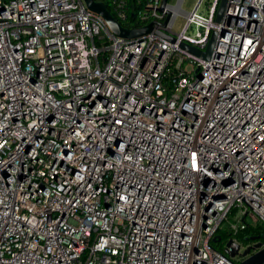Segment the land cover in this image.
Segmentation results:
<instances>
[{"label":"built area","instance_id":"1","mask_svg":"<svg viewBox=\"0 0 264 264\" xmlns=\"http://www.w3.org/2000/svg\"><path fill=\"white\" fill-rule=\"evenodd\" d=\"M97 1L151 30L0 0V264H240L264 225V0H231L225 29L221 0ZM213 32L208 59L182 46ZM224 157L233 182L203 188Z\"/></svg>","mask_w":264,"mask_h":264},{"label":"water","instance_id":"2","mask_svg":"<svg viewBox=\"0 0 264 264\" xmlns=\"http://www.w3.org/2000/svg\"><path fill=\"white\" fill-rule=\"evenodd\" d=\"M86 6L91 11L98 13L101 15L110 29L121 37L126 38H136L137 40H141L142 36L149 32L151 30V25L142 27V28H134V29H128L122 26L117 19L113 16L111 11L108 9L106 4L104 2H100L97 0H84ZM166 2V0L163 1V4ZM230 2L231 0H221L219 11L217 14V21L221 25L222 29H225L231 18L236 15L239 16L236 12L232 11L230 9ZM217 42V33L213 32L211 39L208 43V46L206 50H199L196 47L192 45H188L186 43H182V46L186 48L187 50H190L191 52L195 53L198 57L203 59H208L211 56L212 50ZM122 135L117 132L113 134L111 137V140L113 143L116 144L121 140ZM216 166L214 168H210L207 166L205 162L201 163V168L199 171L200 174V182L201 186L203 188H206L211 181L216 179V173L219 171H222L226 174V177L221 181L222 182V188L229 185L233 182V175L232 172L229 170V163L227 159L224 158H216L215 160ZM260 237H251L250 240H259ZM231 244V242H229ZM263 242L259 241L256 244L248 247L244 250L243 255L246 256L250 254L253 250H257L255 253L247 257L243 262L240 264H264V247H262ZM240 246L238 244H233L231 255H234L238 252Z\"/></svg>","mask_w":264,"mask_h":264},{"label":"trees","instance_id":"3","mask_svg":"<svg viewBox=\"0 0 264 264\" xmlns=\"http://www.w3.org/2000/svg\"><path fill=\"white\" fill-rule=\"evenodd\" d=\"M107 3L108 5V0H103ZM109 6V5H108ZM257 235H259L261 241H264V225H259L258 227H248V236L247 238L242 237L241 239L244 238L245 242L251 241L250 238L251 237H256ZM230 236L229 234L224 233L223 234V238L226 240L228 239Z\"/></svg>","mask_w":264,"mask_h":264},{"label":"rangeland","instance_id":"4","mask_svg":"<svg viewBox=\"0 0 264 264\" xmlns=\"http://www.w3.org/2000/svg\"><path fill=\"white\" fill-rule=\"evenodd\" d=\"M194 1L195 0H185L184 1V8L188 9V10L192 9ZM182 21H183V18L179 17L178 22H177V29H179V26L182 23ZM248 219H250V218H248Z\"/></svg>","mask_w":264,"mask_h":264},{"label":"flooded vegetation","instance_id":"5","mask_svg":"<svg viewBox=\"0 0 264 264\" xmlns=\"http://www.w3.org/2000/svg\"><path fill=\"white\" fill-rule=\"evenodd\" d=\"M258 241H261V240H258Z\"/></svg>","mask_w":264,"mask_h":264}]
</instances>
